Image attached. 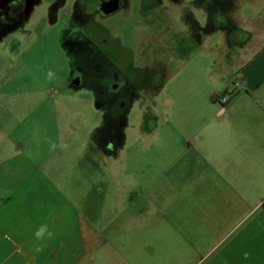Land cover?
I'll list each match as a JSON object with an SVG mask.
<instances>
[{"label": "rangeland", "instance_id": "obj_1", "mask_svg": "<svg viewBox=\"0 0 264 264\" xmlns=\"http://www.w3.org/2000/svg\"><path fill=\"white\" fill-rule=\"evenodd\" d=\"M81 1L30 0L25 16L8 15L0 22V107L12 112L1 121L13 128L25 117L26 128L40 141L44 170L57 171L52 181L81 213L91 210L100 221L102 208L115 209L131 186L140 208L145 205L141 186L166 157L167 150L157 144L183 139V131L172 126L187 125L186 114L200 108L208 78H237L256 46L240 30H262L264 0H127L112 15L88 20L73 16ZM88 34L97 51L87 46ZM113 35L136 62L131 70L138 71L133 78L139 84L133 78L128 82L131 95L121 119L114 118L108 103L102 106L97 92L109 69L100 64L101 39ZM117 122L123 123L124 144L116 155L104 154L92 134L101 124ZM149 123L158 128L141 131ZM31 153L34 149L26 148L24 154ZM98 184L102 194L94 190ZM169 259L178 263L173 253ZM191 261L188 254L186 263Z\"/></svg>", "mask_w": 264, "mask_h": 264}, {"label": "crops", "instance_id": "obj_2", "mask_svg": "<svg viewBox=\"0 0 264 264\" xmlns=\"http://www.w3.org/2000/svg\"><path fill=\"white\" fill-rule=\"evenodd\" d=\"M262 31L240 30L256 46L237 78H208L200 108L186 114L187 125L172 126L183 139L157 144L166 157L141 186L145 205L140 208L131 186L115 209L102 208L100 221L91 210L81 213L52 181L57 171L44 170L40 141L25 117L10 128L1 120L12 112L0 107V264H169L170 253L176 264L179 258L182 264H264ZM101 125L92 137L104 154L116 155L123 123ZM157 128L149 123L141 131ZM26 148L34 153L26 156ZM100 185L94 190L102 194Z\"/></svg>", "mask_w": 264, "mask_h": 264}, {"label": "flooded vegetation", "instance_id": "obj_3", "mask_svg": "<svg viewBox=\"0 0 264 264\" xmlns=\"http://www.w3.org/2000/svg\"><path fill=\"white\" fill-rule=\"evenodd\" d=\"M30 0H8L6 6L0 9V22L4 20L5 16L18 15L25 16L27 6ZM162 0H151L154 3H160ZM127 0H82L80 5H75L73 10V16L75 18H88L98 15L99 17H105L112 15L118 10L122 9L127 5ZM114 8V9H112ZM82 16V17H81ZM85 29L91 32V24L86 21ZM90 34L87 35L88 47L94 51L98 48L96 44L89 38ZM102 55L100 58V64L103 67H107L105 77H102L100 84L97 87V92L100 95L102 103H108L110 110L114 112V118L125 109L127 99L131 95L128 82L136 74L137 70H131V67H135V61H132L131 54L128 48L122 46L119 43V39L116 36H109L108 38L101 39ZM153 60V59H152ZM103 63V64H102ZM164 61L159 66L160 70L164 72L162 66ZM79 78V77H78ZM159 78V75L157 76ZM80 80V79H79ZM105 104V105H106Z\"/></svg>", "mask_w": 264, "mask_h": 264}, {"label": "water", "instance_id": "obj_4", "mask_svg": "<svg viewBox=\"0 0 264 264\" xmlns=\"http://www.w3.org/2000/svg\"><path fill=\"white\" fill-rule=\"evenodd\" d=\"M7 2H8V0H0V9H3L6 6ZM112 9H114V8H112Z\"/></svg>", "mask_w": 264, "mask_h": 264}, {"label": "clouds", "instance_id": "obj_5", "mask_svg": "<svg viewBox=\"0 0 264 264\" xmlns=\"http://www.w3.org/2000/svg\"><path fill=\"white\" fill-rule=\"evenodd\" d=\"M43 230L36 233L37 238L41 237Z\"/></svg>", "mask_w": 264, "mask_h": 264}]
</instances>
